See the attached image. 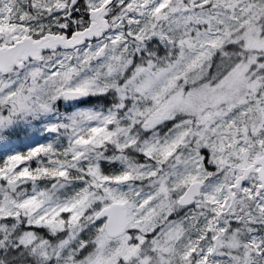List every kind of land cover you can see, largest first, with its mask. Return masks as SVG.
Wrapping results in <instances>:
<instances>
[{
    "label": "snow or ice",
    "instance_id": "obj_1",
    "mask_svg": "<svg viewBox=\"0 0 264 264\" xmlns=\"http://www.w3.org/2000/svg\"><path fill=\"white\" fill-rule=\"evenodd\" d=\"M34 122L0 264H264V0H0V144Z\"/></svg>",
    "mask_w": 264,
    "mask_h": 264
},
{
    "label": "rangeland",
    "instance_id": "obj_2",
    "mask_svg": "<svg viewBox=\"0 0 264 264\" xmlns=\"http://www.w3.org/2000/svg\"><path fill=\"white\" fill-rule=\"evenodd\" d=\"M17 132H28L29 138H26V136H24L22 142L19 137H16L12 134L6 143L0 144V154H2L0 162H2L4 158H6V154H10L16 151L26 152L30 147H35L38 144L48 143L54 138L53 134H49L44 131L43 122H34V127H22ZM17 132H15L14 134H16ZM61 144H66V141H61ZM32 165L35 166L34 161L32 162ZM24 187L30 190V185H25Z\"/></svg>",
    "mask_w": 264,
    "mask_h": 264
},
{
    "label": "trees",
    "instance_id": "obj_3",
    "mask_svg": "<svg viewBox=\"0 0 264 264\" xmlns=\"http://www.w3.org/2000/svg\"><path fill=\"white\" fill-rule=\"evenodd\" d=\"M15 135L16 137H19L21 139V141L23 142V138L24 136H26V138H29V133L28 132H25V133H22V132H17L16 134H13ZM29 140V139H28ZM2 157V154H0V158Z\"/></svg>",
    "mask_w": 264,
    "mask_h": 264
}]
</instances>
